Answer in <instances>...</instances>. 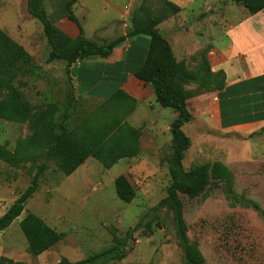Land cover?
Listing matches in <instances>:
<instances>
[{
    "label": "rangeland",
    "instance_id": "obj_1",
    "mask_svg": "<svg viewBox=\"0 0 264 264\" xmlns=\"http://www.w3.org/2000/svg\"><path fill=\"white\" fill-rule=\"evenodd\" d=\"M116 1L128 9L129 18L137 8L138 0ZM26 2L0 0V32L16 45L0 42V103L16 99L28 110L24 120L0 116V143L10 152H31L34 157L21 166L0 159V217L47 162L49 168L21 216L34 212L66 236L47 252L31 255L17 219L5 230L0 247H8L6 252L14 247L19 251L16 260L29 264H57L62 257L84 259L120 237L126 239L127 256L94 264H188L174 209L165 200L172 183L186 181L175 159L171 116L155 113V105L161 106L155 96L147 102L77 94L66 62L48 61L51 47ZM76 14L90 35L116 15L122 17L105 0H83ZM202 59L192 56L185 66L195 72ZM174 84L180 86V78ZM49 108L53 112L46 115ZM64 117L77 135L97 142L115 136L113 146L121 143L123 152L137 149V154L107 166L89 157L65 175L58 169L62 158L45 144L61 132ZM45 121L52 131L44 132ZM183 129L191 140L183 170L209 164V185L201 194L179 193L189 244L198 248L203 264H264V129L245 135L222 129L207 116L192 118ZM120 175L135 190L129 203L116 194L115 179ZM243 197L259 202L263 214Z\"/></svg>",
    "mask_w": 264,
    "mask_h": 264
},
{
    "label": "trees",
    "instance_id": "obj_2",
    "mask_svg": "<svg viewBox=\"0 0 264 264\" xmlns=\"http://www.w3.org/2000/svg\"><path fill=\"white\" fill-rule=\"evenodd\" d=\"M75 1L77 0H69L67 2L62 15L68 17L81 27L77 16L71 8ZM235 1L246 7L252 14L260 11L264 13V0ZM27 10L42 24L47 42L51 47L48 61H65L68 65H71L78 60L96 55L108 57L113 49L127 38L148 37L149 43L144 49H141L135 40L131 41L125 59L117 63V68L123 67L127 73H132L146 84H150L153 87L156 102L162 107H170L177 112V116L172 121L170 127L174 142L175 159L180 170L186 176V181L172 183L167 189L168 195L165 200L174 209L178 235L184 248L187 263L203 264L204 257L200 254L198 248L188 242L183 204L179 198V193L196 197L209 185L208 163L190 171L183 170L182 159L184 152L191 145V140L184 131L183 126L193 118L187 104V99L193 93L186 86L190 81H195L199 84L200 88L213 90L223 85V79H220V73L214 74L211 72L207 57L208 49H204L201 52L203 59L197 71H191L185 66V61H180L175 57L169 41L157 28V24L166 17L168 10L178 12L180 7L172 2L163 0V5L157 14L154 13V8L146 2L132 12L129 19L132 29L127 35L113 40L104 39L102 41L88 39L85 37L82 28L81 34L78 37L72 38L69 36L55 25V19L47 13L43 6V0H27ZM1 41L12 45V47L16 46L2 32H0ZM176 78H180V86L174 84ZM129 97L132 96L118 87L106 99L119 100ZM52 112V108H49L46 115H50ZM27 114V108L23 107L16 99L10 103L7 101L0 103V116L4 118L24 120L27 118ZM39 125L40 122H37L36 128ZM41 125L45 128L44 132L47 130L52 131V125L49 121H45ZM59 128L61 132L53 133L46 140L45 144L51 153L62 158L58 169L63 171L65 175L72 174L89 157L99 159L107 166L122 157H132L137 154V149H133L128 153L123 152L121 150V143L113 146L112 143L115 136H110L107 140L104 139L97 142L94 138L86 139L77 135L74 129H70L66 117L60 122ZM106 152L107 154H104ZM114 153L115 155H113ZM32 157H34V154L31 152H26L25 154H21L18 151L10 152L6 146L0 143V159L13 166H21L28 158ZM48 168L49 164L44 162L33 175L30 185L18 195L0 217V232L7 229L23 213L26 202L38 189L41 179ZM115 188L118 198L126 203L131 202L135 196V190L125 175H120L115 179ZM242 199L250 207L263 214L259 202L245 197ZM20 227L28 241L27 251L34 256L48 251L66 236L65 232L57 231L36 213L30 211L21 219ZM127 254L126 239L115 237L113 244L97 253L76 261L62 257L57 264H94L99 259L120 260L125 258ZM0 264L29 263L2 255L0 256Z\"/></svg>",
    "mask_w": 264,
    "mask_h": 264
},
{
    "label": "crops",
    "instance_id": "obj_3",
    "mask_svg": "<svg viewBox=\"0 0 264 264\" xmlns=\"http://www.w3.org/2000/svg\"><path fill=\"white\" fill-rule=\"evenodd\" d=\"M68 1L43 0V6L47 13L54 17L58 28L76 38L81 34L83 27L62 15ZM105 1L120 12L122 17L119 19L116 15L104 23V27L103 24L97 26L94 35L83 29L85 37L90 40H113L127 35L132 29L128 9L124 10L116 0ZM167 1L179 6L180 10H168L166 17L157 24V28L169 41L175 57L187 62L192 56H201V52L208 49L210 70L214 74L220 73V79H223V85L213 90L200 88L198 83L190 81L186 88L193 93L187 99L192 117L215 118L222 129L239 131L245 135L262 132L264 13L260 11L252 14L235 0ZM82 2L83 0H77L71 6L78 20L80 14H76V8L82 6ZM146 2L157 14L163 5V0H138L136 6ZM82 14L85 16L84 12ZM133 40L138 42L141 49L146 48L149 43L147 36L127 38L115 47L108 57L96 55L71 65L66 62L75 92L106 99L119 87L132 97L149 102L155 96L153 87L132 73H127L123 67L117 68V63L125 59ZM155 106L156 114L162 111L171 116V122L176 118L177 112L172 108L157 104ZM26 213L17 218L19 223ZM5 230L0 232V242L5 236ZM7 248L0 247V256L5 255L16 260L19 251L14 247L10 252L4 251Z\"/></svg>",
    "mask_w": 264,
    "mask_h": 264
}]
</instances>
